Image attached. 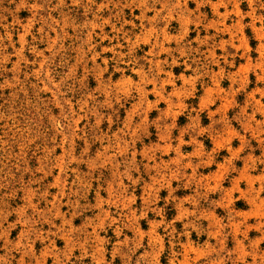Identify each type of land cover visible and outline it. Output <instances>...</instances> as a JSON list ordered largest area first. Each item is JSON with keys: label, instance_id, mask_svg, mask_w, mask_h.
I'll use <instances>...</instances> for the list:
<instances>
[{"label": "rangeland", "instance_id": "374dc122", "mask_svg": "<svg viewBox=\"0 0 264 264\" xmlns=\"http://www.w3.org/2000/svg\"><path fill=\"white\" fill-rule=\"evenodd\" d=\"M0 264H264V0H0Z\"/></svg>", "mask_w": 264, "mask_h": 264}]
</instances>
